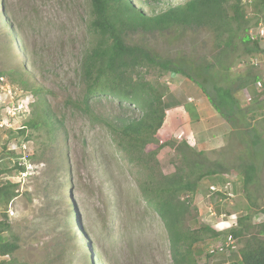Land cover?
<instances>
[{
	"label": "rangeland",
	"instance_id": "rangeland-1",
	"mask_svg": "<svg viewBox=\"0 0 264 264\" xmlns=\"http://www.w3.org/2000/svg\"><path fill=\"white\" fill-rule=\"evenodd\" d=\"M131 1L153 15L188 0ZM251 1H244L251 20L250 37L257 38L264 51V21L255 25L257 17L264 18V12L257 15ZM1 14L0 152L4 148L15 151L26 165L25 173L10 176L20 184V195L8 214L13 231L21 238L17 259L30 264H172L163 224L147 207L138 188L142 172L117 150L113 135L100 121H92L68 105L70 100H79L84 89L81 62L94 40L90 30V0H3V14L11 28ZM127 42L147 47L166 58L191 54L212 64L227 59L221 50L214 48L209 30L196 27L165 32L138 30L128 35ZM231 55L236 59L229 70L233 79L251 68L264 78V52L249 57L238 42ZM148 79L159 80L167 92L169 111L161 140H186L211 161L226 165L236 162L242 149L239 139L232 136V126L195 84L181 75L169 74L159 79L156 71ZM39 88L42 92L37 95L34 91ZM254 89L236 94L243 107L253 106L257 98L264 102V92L255 90L258 95L255 97ZM250 97L253 101L249 102ZM42 100L64 122L66 135L57 143L49 144L44 131L25 128V135L20 133L34 110L42 112ZM93 107L101 117L117 112L106 99L94 101ZM263 111L258 113L257 123L264 121ZM123 113L126 117L139 115L134 110ZM262 123L258 128L263 130ZM187 130L191 135L186 134ZM57 147L66 153L68 165L66 171L53 173L55 165L42 159H53ZM42 149L47 151L45 157H37L39 160L34 162L29 159L36 150L38 156L42 155ZM158 160L165 174L174 173L179 164L176 153L169 148L160 152ZM10 161L13 165L15 159ZM225 176L221 178L231 183L227 194L232 197L211 191L208 185L223 187L221 178L212 177L201 183L194 200L199 222L222 233L218 239L205 238L202 245L206 255L200 258V264H224L230 255L237 254L241 247L239 240L236 252L207 256L225 241L230 228L238 227V218L251 214L253 225L264 224V172L259 184L250 188L254 199L261 198L259 207L252 209L240 175L231 169ZM60 194L64 200L62 213L69 217L67 226L75 240H70V233L58 215L56 202Z\"/></svg>",
	"mask_w": 264,
	"mask_h": 264
},
{
	"label": "trees",
	"instance_id": "trees-1",
	"mask_svg": "<svg viewBox=\"0 0 264 264\" xmlns=\"http://www.w3.org/2000/svg\"><path fill=\"white\" fill-rule=\"evenodd\" d=\"M244 1L188 0L180 6L148 15L131 0H90V30L94 40L81 62L84 89L81 98L68 101V105L82 111L92 121H100L113 135L117 150L142 172L138 188L147 207L157 214L163 224L172 264H200V258L206 255L202 245L205 238L218 239L222 236V233L199 222V210L194 200L204 180L224 177L233 169L241 177L249 207H259L261 198L254 199L250 188L259 184L264 172V129L258 128L264 121L257 123L264 102L257 98L253 106L243 107L236 94L254 89L261 78L252 68L237 74L235 79L229 76L236 60L231 53L238 42L249 57L264 52L259 41L250 37L251 20L247 17ZM251 3L257 15L263 14L264 0H252ZM0 12L4 23L9 25L3 14V0H0ZM262 20L264 18L257 17L255 25ZM194 27L209 30L214 48L221 50L227 59H219L212 64L207 60L200 61L199 56L191 54L166 58L147 47L127 42L128 35L138 30L165 32ZM152 71L157 72L159 79L169 74L181 75L202 91L215 111L232 126V136L239 139L242 145L235 163L226 165L211 161L186 140H161L169 107L165 101L167 92L161 88L159 80L152 82L148 79ZM255 90L253 94L258 97ZM41 92L42 88L34 91L37 95ZM258 92H264V88ZM100 99L109 100L117 112L107 117L97 115L93 102ZM40 104L43 105L42 112L34 110L20 133L25 135V128L44 131L49 144L57 143L60 137L66 135L64 122L45 100ZM126 110L138 111L139 115L136 118L126 117L123 113ZM186 134L191 135L189 130ZM150 146L155 149L149 150ZM167 148L173 150L179 160L172 174L163 173L158 160L160 152ZM38 151L29 156L31 161L39 160L37 157L42 159L47 153L42 149V155L38 156ZM53 157L51 160L43 158L42 161L55 165L53 173L66 171V153L57 147ZM14 159L12 165L10 160ZM22 159L7 148L0 152V264H30L16 257L21 249V238L13 231L8 215L12 203L20 195V184L10 176L26 172ZM221 181L223 187L230 183L225 178ZM208 186L211 189L212 186ZM56 205L64 222L62 225L70 233V240H75L67 226L70 224L69 217L62 213L64 200L61 194ZM237 224L238 227L230 228L227 234L239 240L241 247L230 250L238 251L230 255L224 264H264V224L253 225L251 214L238 218ZM226 254L208 252L207 256Z\"/></svg>",
	"mask_w": 264,
	"mask_h": 264
},
{
	"label": "built area",
	"instance_id": "built-area-1",
	"mask_svg": "<svg viewBox=\"0 0 264 264\" xmlns=\"http://www.w3.org/2000/svg\"><path fill=\"white\" fill-rule=\"evenodd\" d=\"M251 38H252V40H258L257 38H255V39L253 37H251ZM1 79H2V81H4L3 78H1ZM4 87L8 88V86H4ZM256 88L258 91H262L264 88V80H259L256 83ZM248 100L250 102V101H252V98L250 97ZM230 186H231V184L228 183L227 185H225L224 190H227ZM211 191H213L214 193L223 192L222 189H218L216 187H211ZM236 248H237V241L232 236H228L224 242H220L215 247V249L211 250L210 252L212 254H214V253H225V252L227 253L230 250H233Z\"/></svg>",
	"mask_w": 264,
	"mask_h": 264
},
{
	"label": "clouds",
	"instance_id": "clouds-1",
	"mask_svg": "<svg viewBox=\"0 0 264 264\" xmlns=\"http://www.w3.org/2000/svg\"><path fill=\"white\" fill-rule=\"evenodd\" d=\"M261 46V45H260ZM261 49H262V47H261ZM263 50V49H262ZM261 80H264V78L262 79L261 78ZM257 83V82H256ZM253 101V100H252ZM231 184V183H230ZM212 187H215V186H212ZM225 187V186H224ZM224 187H222V190H223V192H217V193H222V194H224V195H227V196H230V197H232L233 195L232 194H227V190L230 188H228L227 190H224ZM224 229V228H223ZM223 229H221V230H223ZM226 240V239H225ZM228 253V252H227Z\"/></svg>",
	"mask_w": 264,
	"mask_h": 264
},
{
	"label": "crops",
	"instance_id": "crops-1",
	"mask_svg": "<svg viewBox=\"0 0 264 264\" xmlns=\"http://www.w3.org/2000/svg\"><path fill=\"white\" fill-rule=\"evenodd\" d=\"M220 179V178H219ZM219 179H217V180H219ZM209 181V180H208ZM223 229V228H222ZM225 229V228H224ZM221 230V229H220Z\"/></svg>",
	"mask_w": 264,
	"mask_h": 264
}]
</instances>
